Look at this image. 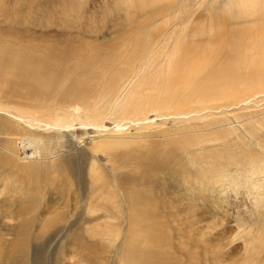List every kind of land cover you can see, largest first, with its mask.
I'll list each match as a JSON object with an SVG mask.
<instances>
[{
    "label": "bare ground",
    "instance_id": "obj_1",
    "mask_svg": "<svg viewBox=\"0 0 264 264\" xmlns=\"http://www.w3.org/2000/svg\"><path fill=\"white\" fill-rule=\"evenodd\" d=\"M255 1L235 3L242 13L229 17L245 22L247 14L255 15L257 10L264 16V8ZM148 3L113 0L110 6L107 0H102L98 12L86 9L83 12L86 14L79 15L82 9L79 0H0V11L10 22L8 27L0 28V137L11 145L19 143L17 152H13L0 140V170L11 169L19 180L14 184L0 180V264H40L36 248L47 238L55 242L59 238L69 239L56 259L59 262L80 256L82 262L89 264H171V252L177 251L175 255H183L188 264H198L200 260L196 257V261L189 253L193 244L194 248H202L206 262H222V258L242 249V263L264 264L259 259L264 251L263 232L259 229L256 234L250 228L246 233H239L238 229L237 239L241 240L237 242L246 245L242 243L244 249L239 247L227 253L217 239L214 242L201 230L192 235L201 239L190 240L199 224L195 208L201 202L199 197H193L190 205L193 212L188 220L173 224V216L167 213L173 208L175 185L180 188L184 184L199 194H202L200 186H219L213 166L209 169L205 162L213 154L208 148L215 146V138L208 139L207 129H203L210 123L199 124L204 120L202 112H214L217 107L206 110L184 107L174 112L172 117L187 118L184 122L187 124L177 133L168 129L142 132L135 144L147 143V148L138 146L132 150L129 146L131 151L105 148L106 141L113 136L103 140L108 130L100 121L113 116L111 119H126L122 123L129 120L141 124L148 119L149 112L164 117L177 105L189 106L194 97L189 94L192 88L185 80L195 79L193 74L200 72L209 91L214 89L215 77L210 72L218 59L209 54L212 43L200 40L206 33L201 22L194 23L192 28L190 21L178 18L175 26L173 17L155 32L154 16L139 21L135 14V4L142 11ZM248 3L253 10L247 11ZM177 10L182 11L181 7ZM40 16L48 17L51 23L42 25L37 20ZM106 24L110 25L107 29ZM38 27L41 33L32 35L30 32ZM44 30H54V34ZM262 47L264 51V42ZM263 88L264 82L230 92L219 89L218 94L228 96L227 103H234L242 94ZM200 96L205 98L206 92ZM153 125L150 123L149 127ZM213 125L208 128L221 126ZM95 133L105 138L99 139V145L96 140L86 148L81 143L84 136ZM158 133L164 142L154 140ZM221 133L222 140L224 133ZM209 151L211 154L205 155ZM101 152L105 153L106 161L99 157ZM225 154L230 157L228 151ZM111 191L114 201L110 199ZM53 202L59 204L61 213L55 222L46 224ZM261 215L259 218L264 213ZM113 220L120 230L117 236L110 229ZM262 225L259 228H264ZM232 233L229 232L236 235Z\"/></svg>",
    "mask_w": 264,
    "mask_h": 264
},
{
    "label": "rangeland",
    "instance_id": "obj_2",
    "mask_svg": "<svg viewBox=\"0 0 264 264\" xmlns=\"http://www.w3.org/2000/svg\"><path fill=\"white\" fill-rule=\"evenodd\" d=\"M101 1L102 0H79L82 5V9L79 15H81L86 9H90L91 13L98 12L100 10L101 5L99 4ZM107 1L108 5L111 6L113 0ZM147 1H149L150 3H148V6L146 5L145 9L142 11L141 9H139L138 4H135L134 9L136 18L139 21H144V19L146 20L150 16H154L155 32L159 31L160 28H163L165 23L172 20L173 17H176L173 19L175 26L177 21H179L177 20L178 18L180 19V21H183L184 19L187 20V22L190 21L192 23V26L190 25L192 28L195 26L194 23L197 24L198 22H201V25L205 29L206 33L200 40L202 42L212 43L213 49L209 54L216 56L218 59L217 66H215V68L213 67L214 69H211L212 71L210 72L212 77H215L214 89L213 91H209L204 83L202 72H200L199 74H193L195 79L187 78L185 80L187 82V86H191L190 88H192V91L189 94H192L194 97L192 101L188 102L189 106H185V104L177 105V107L169 111V113H164V115L167 114V116L164 117L160 116V113L158 114L155 112H149V114L147 115L148 119L144 121V123L146 122L147 124H144L143 121L141 124L139 121H136V123H132L129 120L128 121L130 123H128V121H126L127 123H122L126 119L122 118L121 121V117H114L113 119H111L113 117L111 116L108 119L106 118L102 120L103 122L100 121L108 130L105 132L106 138L103 136L100 137L99 135H97L98 133H95L93 136H84L83 142L81 143L84 144L86 148H90L94 145L96 140V144L98 143L99 145V141L101 140V138H105L103 140L106 141L110 139L108 138V136H113V138L110 139L109 142L106 141V143H108L106 144L107 146H104L105 148L108 147L107 149H110V151H117L115 149H118L119 151H131L130 148L133 150L134 147L138 148V146L147 148L148 145L144 142V140V145L141 144L142 142L140 144H135L136 141H139L136 140V137L141 136L142 132L146 131L148 133L150 131H153L155 133V131L157 132L160 129H168L170 133H177L178 131H180L181 127L187 124L184 123L187 118H180V115H175V117H172L174 112L181 110L184 107H200L204 110L217 107L218 109H215L214 112L210 110L202 112L203 115L202 113L199 114L202 115V119L204 118L203 122H199V124L203 125L210 123L208 125H205L203 129H207L205 134L210 137L208 139L215 138V146L208 148L209 150H213L211 151V153L213 154L210 155V157L205 158V162L208 163L207 168L210 169L211 167L212 169L213 166L212 172L215 174V182L219 181V186H216V184H209L210 186H200L201 188L199 190L202 194H199L198 192L190 191L184 184L180 188L175 185L176 187L174 186L173 191L177 194L172 198L173 208L167 211V213L171 217H174H172V221H174L173 224L180 221H186L191 217L193 212L190 207L191 204L193 205V197H199L201 199V202L197 203V206L195 207L198 210L199 224L197 225V230L190 234V240H192L193 238L201 239L199 236H194L192 238V235H195V233H198L201 230L206 233L205 235H210L209 239L214 240V242L215 239H217L218 244L222 245L225 253L233 250L237 251L239 247H244L242 246V243L243 245L245 244L243 241L242 243L241 241L237 242V240H241L240 237H238L237 239V236L240 232L246 233L247 228L248 230L250 228L249 231L253 230L255 234L259 229L263 232L262 236L264 237V228H259L260 225L263 226L262 224L264 223V216L263 218H259L260 215H263L264 213V88L257 92L244 93L240 96V99L234 103H227L225 100L228 96H219L218 90L223 89L230 92L231 89H249L264 82V51L262 49V43L264 42V16H262L261 10H257L255 15H253V13L247 14L249 15V18L245 22H240L238 20L234 21L233 19H231L229 16H236L242 13L240 9H238L235 5V3L237 2L238 4H240L242 0H235L236 2L234 0H170L171 2L169 0H165L167 2L162 0ZM158 1L160 2V5L159 3H157ZM177 2L180 3L178 4ZM244 2H246V0H243L241 3ZM255 2L258 7L264 8V0H256ZM6 4L10 7V1H7ZM161 4L164 5V9H162L163 5ZM174 4H177V6H175ZM149 5H151V7ZM246 5L248 6L247 11L253 10V5L251 3H248ZM178 7H181L182 11H178ZM171 11H173L174 13H172ZM186 12L187 14H185ZM84 14L86 13H83V15ZM37 20L42 23V25L51 23L50 20L47 21L48 17L40 16L37 18ZM13 21L16 23L15 19H13ZM109 23L111 24V22ZM12 24L14 25V23ZM9 25L10 22L8 18L2 11H0V28H6ZM109 26L110 25H108L106 29ZM40 27L34 29L30 33L32 35H38V33H41ZM20 28L25 29L24 26H20ZM44 31V33L47 34H54V30ZM247 44H250V47ZM252 48H256V50L252 51ZM204 92H206V97L202 98L200 95ZM178 117L180 121L178 120ZM205 117H207L208 119H206ZM198 121L199 120L194 123H198ZM215 122L216 126L218 124V126H221H214L213 123ZM150 123L151 125L154 124L153 127L151 126V128L149 127ZM115 124L120 125L121 128L119 129ZM125 125H127V127ZM209 125H213L217 129H211L212 127L208 128ZM142 126L146 128H142ZM219 130L220 134L218 132ZM227 131L228 135L226 134ZM221 132L224 133V138L222 137V140L219 137L222 136ZM231 132H233L234 134ZM79 133L82 134V131H79ZM127 133L128 135H126ZM211 133L213 134L210 136ZM217 133L219 135H217ZM156 135H158L159 137L154 138L155 141H165L164 138H162L161 133H158ZM121 136H124V138ZM0 140L3 146L9 148L13 152H17V146L19 143L12 145L8 144L3 137H0ZM117 142H121V144L119 145L117 144ZM127 142H130V144H128ZM111 147L114 149H112ZM225 149L228 151V156L230 157H227L226 154L223 155L225 152H227ZM230 149L234 150L231 151L232 154L230 152ZM215 150L216 152H218H214ZM240 150L244 154H240ZM208 153H210V151L205 152V155ZM218 153H222L219 157L220 159L217 156L215 157V155H217ZM99 154V157L103 161H106L105 153L103 154L101 152ZM237 154L240 155L237 156ZM234 155L236 156V158L234 157ZM247 155L248 157H246ZM225 156L228 159L230 158L229 161L228 159L226 160V158L223 159ZM244 156L246 159L244 158ZM109 168H112L111 164L109 165ZM250 171H254V173L250 174L252 173ZM250 176L253 177L249 178ZM258 177L259 179H257ZM249 179L253 180V184H251L252 180L248 181ZM0 180L13 184L19 182V180L15 177V175L9 168L0 170ZM246 181L248 184H246ZM254 181L255 183H257V185L254 183ZM240 183L241 185H239ZM249 183L251 185H249ZM110 189H113L112 185L110 186ZM242 189L244 191H242ZM171 195L173 194L170 193V196ZM110 196V199L114 201L113 192L110 193ZM60 213L61 210L59 204L57 202H53L49 212L47 213V218L45 219L44 223L50 224L55 222ZM110 224L113 225L112 228H110V226L109 228L112 229V231L115 233V236H117L120 230L114 226L115 221H111ZM238 229L240 230L237 231ZM232 231V234L236 233V235L234 234L236 241L235 239H233L234 236L230 235ZM236 231L239 233H237ZM172 233L173 232L171 230L170 234ZM66 236L69 235L66 234ZM232 239L234 240L233 242ZM68 240L69 239L67 238H65L64 240L59 238L55 242L53 239L49 241L47 238V241H41L36 248L38 262L40 264H89L82 262L80 256H76L75 258L73 257L70 259L67 258L65 261H62L63 263L56 261L57 257L62 254L61 250L67 245L66 242ZM91 242L93 243L95 241L91 239ZM214 242L211 241L209 243L214 244ZM243 252L244 250L241 249L239 252H237L238 254H234L238 256L237 257L233 255L236 258H234L232 255H230V257L228 256L226 258H222V262L214 260L206 262L202 248H194L193 244L190 245L189 253L191 254L193 259L196 260L197 257L200 260V263L198 262V264H247L242 263L244 262L242 260L243 258H241V254ZM171 253L175 255L177 251ZM178 254L175 256L172 255V262L170 261L171 264H175V261H178L176 262V264H188L185 257L183 255H181V257L179 256L180 254ZM263 254L262 257L259 258L260 260L261 258L264 260ZM180 258H182V262L184 261L183 263L180 262ZM188 259L191 258L189 257Z\"/></svg>",
    "mask_w": 264,
    "mask_h": 264
}]
</instances>
